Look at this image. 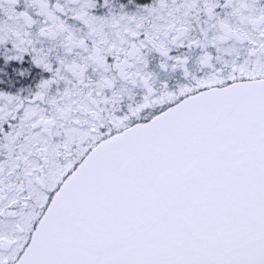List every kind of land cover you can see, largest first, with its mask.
<instances>
[{"label":"snow or ice","instance_id":"1","mask_svg":"<svg viewBox=\"0 0 264 264\" xmlns=\"http://www.w3.org/2000/svg\"><path fill=\"white\" fill-rule=\"evenodd\" d=\"M0 264H264V0H0Z\"/></svg>","mask_w":264,"mask_h":264}]
</instances>
